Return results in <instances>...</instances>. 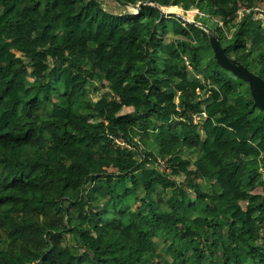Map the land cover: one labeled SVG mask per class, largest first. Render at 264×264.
I'll list each match as a JSON object with an SVG mask.
<instances>
[{"label":"trees","instance_id":"trees-1","mask_svg":"<svg viewBox=\"0 0 264 264\" xmlns=\"http://www.w3.org/2000/svg\"><path fill=\"white\" fill-rule=\"evenodd\" d=\"M153 1L112 13L101 0H0V264H264V110L205 29L160 10L196 7L228 59L264 80V20L237 15L264 0ZM46 30L53 63L37 68ZM171 141L170 172L150 167Z\"/></svg>","mask_w":264,"mask_h":264},{"label":"rangeland","instance_id":"rangeland-1","mask_svg":"<svg viewBox=\"0 0 264 264\" xmlns=\"http://www.w3.org/2000/svg\"><path fill=\"white\" fill-rule=\"evenodd\" d=\"M102 2V5L104 7L105 10L109 11V12H112V13H116L117 11H121L122 9H125V11H128V12H136V9L134 8V6H122V8H119L116 3L114 2V0H101ZM163 11L165 12H176V13H179L181 15V18L184 19V20H189V21H196L198 22L196 19V16L201 14L200 11L196 8V7H192L190 10H188L187 12L184 11L183 8L181 7H168V8H165V7H162L161 8ZM255 13V16L257 15V17L259 18V14H258V11H253ZM245 13V12H244ZM244 13H242L240 16H238V20H240V18L244 15ZM51 16L50 14L46 13L44 10H41V17L43 18V20L49 24L50 21H51ZM261 20H264V17L261 18ZM200 23V22H199ZM222 26V25H221ZM228 37H231L230 34L227 35ZM42 47H41V53L40 55L37 57V64H36V67L39 68L42 66V64L44 62H48L49 64H52L53 63V59L49 58L46 56L45 54V50L46 48L53 44L54 43V37L51 35V33L46 30L44 33H43V41H42ZM76 50H84V47L80 46V47H76ZM19 55H22L25 57L26 61L29 62L30 61V55H31V52H18ZM188 60V64H190L189 62L190 61V58L187 59ZM162 62V60H161ZM207 63V61L205 62V64ZM29 77L31 79H34L32 73H30ZM197 79H200L202 80L201 76H196ZM247 89L248 87L246 85H244L241 89V91L243 92H247ZM58 96H59V93L57 92L56 94V99H58ZM95 100H96V97H93ZM75 111H77V109H74ZM130 111V109H128ZM127 110V111H128ZM197 122V121H196ZM138 137V136H137ZM138 139V138H137ZM136 140V142H138V140ZM118 143H121L122 141L120 139H117L116 140ZM126 144V143H125ZM128 145V144H126ZM139 145H140V148L139 150H142L144 148V145L143 143H140L139 141ZM178 150V145L171 141L169 143L168 146H166L164 148V151L167 152L169 155L166 156L165 158H161V157H157L156 156V162L157 163H152L153 161L151 159H149V166L150 167H156L162 171H166V172H170V169L169 167L167 166V163H168V158L176 151ZM260 154L255 152L254 153V156H259ZM54 158V154L52 155ZM71 156V155H70ZM186 158H190L188 157V155H185ZM195 157V156H194ZM117 162H118V158L115 157V156H109L107 158V164H108V171L110 173H114L116 172V167H117ZM81 168V171H82V174L76 179V181L74 182V185L72 186L71 188V193L74 195V197L77 199L79 198V196L81 195V187H82V183H83V180H84V176L85 174L83 173V168L82 167H79ZM110 181H113V178L110 179ZM97 186H103V187H107V183H106V180L105 179H102V180H98V182L96 183ZM244 187V190H247L249 192L252 191V189L250 188L249 185L247 186H243ZM255 193H263V188L259 187L257 188L255 191ZM168 195H171V192L169 191L168 192ZM158 201L160 202L159 205H162L163 204V199H164V196L163 195H159L157 197ZM192 204H195L196 205V209L199 210V211H205V206L204 204H198L196 202V199L195 198H192L191 200ZM186 203V202H185ZM184 203V204H185ZM243 204V207L246 208L247 204L246 203H242ZM107 210L105 212H103V215H102V222L103 223H108L110 220H111V217H112V213H113V202L112 201H109L107 202ZM101 221V220H100ZM201 229H203V221L201 219H197L196 222H195ZM171 224V221L169 219H167L164 223L160 224V229L163 231V232H166L167 229L169 228ZM260 226L262 227V235L264 233V222H260ZM156 243H157V251L159 254H161L164 258L166 259H169L170 261H172L175 257V254H174V249L170 248V244L165 242L162 238H156ZM243 259L244 261L246 262L247 261V257L246 256H243Z\"/></svg>","mask_w":264,"mask_h":264},{"label":"water","instance_id":"water-1","mask_svg":"<svg viewBox=\"0 0 264 264\" xmlns=\"http://www.w3.org/2000/svg\"><path fill=\"white\" fill-rule=\"evenodd\" d=\"M121 6H132L130 4H127L126 2H123L121 0H116ZM154 5L157 6L156 3L153 0L147 1V2H140L139 4L135 5L134 8L136 9V13L140 12V9L142 6L144 5ZM162 14L165 15H175L178 17H181V15L179 13L176 12H165L160 8ZM188 23H193L196 24L200 27H202L203 29H205L208 32L209 38H210V42L214 48V52L216 55V58L219 62V64L224 67L225 69H228L232 72H234L237 76H239L240 78L248 81L251 83V85L254 88V92H255V98H256V104L257 106H259L262 110H264V80L260 77L255 75L254 73L250 72L248 69L236 65L233 62H231L227 55L225 54V52L222 50L220 43H219V39H218V35L217 33L209 26L196 22V21H189L187 20Z\"/></svg>","mask_w":264,"mask_h":264},{"label":"built area","instance_id":"built-area-1","mask_svg":"<svg viewBox=\"0 0 264 264\" xmlns=\"http://www.w3.org/2000/svg\"><path fill=\"white\" fill-rule=\"evenodd\" d=\"M258 11V14H259V18L257 17V15L255 16L257 19H261L262 17H264V8H262V7H255L254 9H247V8H243V9H241V10H239L238 11V13H237V15L238 16H240L242 13H250V12H252V11ZM203 116H206V113L205 112H203V114H202ZM194 120L195 121H197L198 120V117L197 116H195L194 117ZM119 144H121L122 146H125V147H129L130 148V146L129 145H126L124 142H121V143H119Z\"/></svg>","mask_w":264,"mask_h":264},{"label":"crops","instance_id":"crops-1","mask_svg":"<svg viewBox=\"0 0 264 264\" xmlns=\"http://www.w3.org/2000/svg\"><path fill=\"white\" fill-rule=\"evenodd\" d=\"M97 182H98V181H97ZM97 182H96V183H97ZM100 187H103V186H100ZM105 188H106V187H105Z\"/></svg>","mask_w":264,"mask_h":264}]
</instances>
